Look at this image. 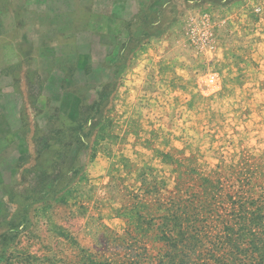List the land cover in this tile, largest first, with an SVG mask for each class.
Here are the masks:
<instances>
[{"label": "rangeland", "instance_id": "374dc122", "mask_svg": "<svg viewBox=\"0 0 264 264\" xmlns=\"http://www.w3.org/2000/svg\"><path fill=\"white\" fill-rule=\"evenodd\" d=\"M214 1L165 49L83 50L107 65L74 110H46L19 64L25 157L12 186L0 169V264H259L264 0ZM174 218L206 233H188L189 258Z\"/></svg>", "mask_w": 264, "mask_h": 264}, {"label": "crops", "instance_id": "0c3cea01", "mask_svg": "<svg viewBox=\"0 0 264 264\" xmlns=\"http://www.w3.org/2000/svg\"><path fill=\"white\" fill-rule=\"evenodd\" d=\"M215 3L214 0H0V169L5 172L4 185L16 182L25 157L21 134L24 126L18 120L17 104L18 86L25 80L17 70L19 64L26 66L28 81L38 76L36 80L42 84L39 98L44 99L46 110L53 113L54 108L59 109L60 98H68V106L74 110L83 92L98 82L99 69L107 65L90 53L88 59L83 50L91 52L100 46L109 61L127 44H134L138 52L165 49L170 37L183 34L190 25L214 13ZM83 39L87 40L85 47ZM57 70L63 72V80L55 86V95L50 91L47 94L45 90L55 83ZM87 76L93 77L95 83L90 81L87 85Z\"/></svg>", "mask_w": 264, "mask_h": 264}, {"label": "trees", "instance_id": "16d2710c", "mask_svg": "<svg viewBox=\"0 0 264 264\" xmlns=\"http://www.w3.org/2000/svg\"><path fill=\"white\" fill-rule=\"evenodd\" d=\"M260 209H257V212L259 211ZM175 217H177L175 215ZM173 222H174V227H173V230H176V229H179L180 230V240H178V245H180L179 243H182V246H181V251L183 252L184 256L185 257H188L189 258V254L191 252H194L195 249L189 247L187 244H186V241L189 239V238H194L195 236H192V235H189V234H193V235H197V236H200V240L203 241V238H206V233L204 235H201L200 232H193L191 231L189 233V228L186 229L185 227L183 226H180V224H177L178 223V219L177 218H174L173 219ZM259 222V221H257ZM260 223V222H259ZM189 233V234H188ZM188 236V238H187ZM187 238V239H186ZM198 238V237H197ZM186 239V240H185ZM175 240V241H176ZM214 246V244H213ZM253 248L254 250L252 252H255L256 253V256L254 258H258V263L261 264V261L260 260H263L264 261V239H259L257 243H254L253 244ZM214 253V252H213ZM187 258V259H188ZM260 259V260H259ZM184 264V263H183Z\"/></svg>", "mask_w": 264, "mask_h": 264}]
</instances>
